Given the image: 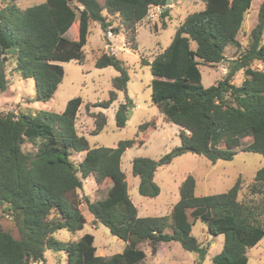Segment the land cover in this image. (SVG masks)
Here are the masks:
<instances>
[{
	"label": "trees",
	"instance_id": "16d2710c",
	"mask_svg": "<svg viewBox=\"0 0 264 264\" xmlns=\"http://www.w3.org/2000/svg\"><path fill=\"white\" fill-rule=\"evenodd\" d=\"M13 1L0 4V92L7 85L5 62L12 59L22 77L33 79L34 100L40 101L50 99L61 82V62L83 61L90 21H97L106 31L112 25L109 16L118 17L120 25L114 32L122 27L126 43L135 50V25L149 8L161 7L162 28L166 27L164 17L169 15L167 0H76L78 5H72V0H45L24 9ZM251 1L204 0L202 9L187 14L177 25L165 49L151 62L141 60L149 64L153 76L150 100L168 122L179 127L180 145L158 159L137 156L131 163V172L139 179V194L153 197L159 193L154 181L156 168L184 152L203 155L213 163L232 159L237 150L258 153L263 164L248 185L250 198L238 199L240 176L226 191L195 195V179L188 174L169 213L138 216L120 160L127 148L142 145L143 139H123L113 147H90L75 127L80 96L70 98L61 112L15 115L0 110V204L18 231L15 237L0 225V264L43 262L46 249L63 251L67 264H143L146 252L139 244L146 241L153 255L158 243L177 241L195 253L200 263L208 248L192 234L197 218L204 221L210 234H223L222 248L210 264H248L247 250L264 236V0L248 44L241 47L236 39ZM74 24L77 36L70 39L65 34ZM227 46L236 47L229 59L225 56ZM225 59L224 76L204 86L199 65ZM253 62L262 67H252ZM94 65L112 66L118 72L108 98L94 104L106 108L116 99L117 90L126 89L129 76L113 53L100 54ZM240 70L245 77L240 84L232 83ZM130 105L127 100L116 110L118 128L125 125ZM105 124L106 116L96 113L91 133L101 131ZM154 125L152 120L142 122L138 131ZM244 138L250 141L243 145ZM24 142L34 148L24 150ZM72 152H83V158L75 163ZM89 177L98 187L106 188L104 197L79 196L83 181ZM81 203L94 222L105 225L125 242L121 252L98 255L94 235L88 232L73 241L54 237L60 229L75 233L83 228L86 219Z\"/></svg>",
	"mask_w": 264,
	"mask_h": 264
},
{
	"label": "rangeland",
	"instance_id": "374dc122",
	"mask_svg": "<svg viewBox=\"0 0 264 264\" xmlns=\"http://www.w3.org/2000/svg\"><path fill=\"white\" fill-rule=\"evenodd\" d=\"M10 0H0L3 2ZM45 0H15L13 3L24 9ZM262 0H252L250 8L244 16L242 26L237 34V41L241 47L249 42V33L257 22L258 8ZM102 3V1H100ZM72 5H78L76 0ZM204 0H170L167 3L169 15L164 17L166 24L162 28L161 7L152 6L147 15L135 25V41L137 48L131 49L126 43L125 33L122 27L114 32V27H119V18L109 16L112 25L103 31L97 21H90L87 41L83 47L84 59L82 62L72 59L61 62L63 78L58 84L52 97L46 101L34 100L35 85L31 77L24 78L14 69L12 59L5 62V74L7 85L0 92V110L34 114L40 110L61 112L66 102L75 96L81 97L78 108L75 127L79 135H84L89 146L95 145L113 147L118 141L129 138L143 139L142 145H133L127 148L121 155L120 166L125 174L127 191L131 201L137 208L138 216H159L169 213L173 204L179 197L178 187L186 175L191 174L195 179V195L221 193L229 189L237 176L242 179L239 200L250 198L248 185L251 183L255 171L262 166V155L250 151L237 150L230 160L219 159L211 162L203 155L193 152H184L175 156L170 163L158 166L154 173V181L159 186V193L153 197L142 196L138 192L137 176L131 172L132 159L137 156L158 159L173 147L180 145L178 135L179 127L168 122L161 110L150 100V82L152 74L148 63L154 56L165 49L174 34L177 25L184 17L204 7ZM106 14V11L103 10ZM66 37L74 39L77 36L75 24L66 32ZM264 36V33H263ZM236 52L235 46H227L225 56L229 59ZM102 53H113L122 62L129 79L125 90H117V97L108 107L97 104L108 98L112 87V79L118 74L112 66L96 67L95 59ZM226 59L214 65H199L201 83L204 86L215 84L226 72ZM252 67L261 68V64L253 62ZM240 70L232 77L231 82L240 84L244 78ZM130 101L128 117L123 127L118 128L115 121V112L121 103ZM102 112L106 116V124L101 131L92 134L94 129L95 114ZM152 120L154 126H149L145 132L138 131V125ZM250 141L244 138L243 145ZM34 145L24 142L22 148L29 150ZM71 159L78 163L83 158V152H72ZM89 196L91 199H99L106 195L105 187H98L94 178L89 177L83 181L82 190L78 191ZM257 196H254V198ZM80 210L86 221L82 229L71 233L65 229L57 230L53 235L62 241H73L82 234L88 232L94 235V245L98 255L108 256L121 252L125 242L112 235L108 228L94 222L92 214L87 210L84 203L80 204ZM192 219V216L189 215ZM0 225L9 230L15 237L18 236L17 228L11 216L4 211V205L0 204ZM170 230V229H169ZM192 234L206 246L207 254L202 262H197V255L187 251L177 241L160 242L157 244L156 253L150 252L148 241L139 244L146 252L143 264H210L211 258L218 253L223 244V234L212 235L207 231L206 224L200 218L195 219L192 225ZM248 264H264V236L253 247L247 250ZM32 264H67L66 254L63 251L46 249L44 261Z\"/></svg>",
	"mask_w": 264,
	"mask_h": 264
},
{
	"label": "water",
	"instance_id": "95a60500",
	"mask_svg": "<svg viewBox=\"0 0 264 264\" xmlns=\"http://www.w3.org/2000/svg\"><path fill=\"white\" fill-rule=\"evenodd\" d=\"M167 2H170V0H167Z\"/></svg>",
	"mask_w": 264,
	"mask_h": 264
},
{
	"label": "crops",
	"instance_id": "0c3cea01",
	"mask_svg": "<svg viewBox=\"0 0 264 264\" xmlns=\"http://www.w3.org/2000/svg\"><path fill=\"white\" fill-rule=\"evenodd\" d=\"M83 155H84V153H83ZM81 195H82V193H81Z\"/></svg>",
	"mask_w": 264,
	"mask_h": 264
}]
</instances>
